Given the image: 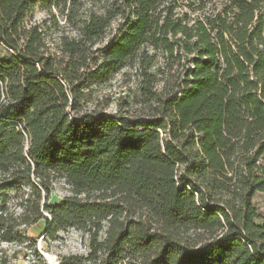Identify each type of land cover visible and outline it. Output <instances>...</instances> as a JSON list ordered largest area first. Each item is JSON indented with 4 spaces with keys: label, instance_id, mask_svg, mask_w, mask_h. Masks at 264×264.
Masks as SVG:
<instances>
[{
    "label": "trees",
    "instance_id": "16d2710c",
    "mask_svg": "<svg viewBox=\"0 0 264 264\" xmlns=\"http://www.w3.org/2000/svg\"><path fill=\"white\" fill-rule=\"evenodd\" d=\"M36 5L0 0V253L45 221L89 236L60 264H264V0H117L60 54ZM129 61L143 113L82 111L89 75Z\"/></svg>",
    "mask_w": 264,
    "mask_h": 264
},
{
    "label": "rangeland",
    "instance_id": "374dc122",
    "mask_svg": "<svg viewBox=\"0 0 264 264\" xmlns=\"http://www.w3.org/2000/svg\"><path fill=\"white\" fill-rule=\"evenodd\" d=\"M117 0H37V5L28 17L29 25L39 24L45 31L48 44L53 52L60 54L63 37L81 39L83 30L94 15L104 16ZM124 20L115 19L105 36L98 40L90 53L99 58L121 31ZM94 54V55H93ZM149 54H152L150 50ZM10 52L0 47V58L5 59ZM164 68L161 58L151 73ZM89 71H96L93 65ZM90 81L81 102L82 111H105L109 114L121 112L135 115L143 113L142 106V69L138 63L127 62L111 73L89 75ZM162 76L157 74V88L162 87ZM71 195V188L64 180L53 185L51 203L58 204ZM257 208L264 212V195L257 194L254 199ZM45 221L28 229V245L3 244L0 264H60L62 258L70 255H87L89 253V236L76 229L57 233L53 238L46 237Z\"/></svg>",
    "mask_w": 264,
    "mask_h": 264
}]
</instances>
